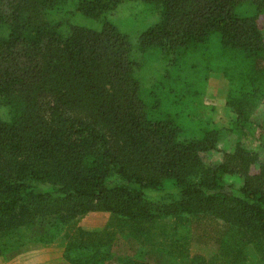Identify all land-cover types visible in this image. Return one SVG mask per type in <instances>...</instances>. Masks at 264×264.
Wrapping results in <instances>:
<instances>
[{
	"label": "trees",
	"instance_id": "16d2710c",
	"mask_svg": "<svg viewBox=\"0 0 264 264\" xmlns=\"http://www.w3.org/2000/svg\"><path fill=\"white\" fill-rule=\"evenodd\" d=\"M127 1L158 15L134 45L109 20ZM262 15L264 0H0V258L62 240L68 264H264V157L242 143L264 104ZM211 67L228 125L205 112ZM94 213L107 222L79 225ZM206 222L215 250L192 254Z\"/></svg>",
	"mask_w": 264,
	"mask_h": 264
},
{
	"label": "rangeland",
	"instance_id": "374dc122",
	"mask_svg": "<svg viewBox=\"0 0 264 264\" xmlns=\"http://www.w3.org/2000/svg\"><path fill=\"white\" fill-rule=\"evenodd\" d=\"M158 19L155 10L150 6L140 1H127L120 4L114 11L109 20L117 27V29L127 35L130 42L134 45L139 34L147 27L153 25ZM82 22L90 25L91 21L83 19ZM258 26L264 34V15L258 20ZM214 53L213 51H211ZM214 65V64H210ZM206 65L200 59L199 71L202 74L206 72ZM212 68V67H211ZM210 68V69H211ZM228 89V84L221 73L212 68L208 72V80L204 90V103L212 108V112L207 109L205 112L210 114L215 121L228 125L233 115L225 106V98ZM252 120L255 127L247 130V133L242 137V143L246 147L258 151L261 157H264V104L260 105L253 114ZM236 142L235 135H228L220 140L215 150L206 152L202 155L203 160L208 164H214L221 161L225 152H231L234 149ZM108 215L103 213H94L84 216L79 225L85 228L102 226L108 220ZM216 227L206 223H201L194 233V238L191 242L190 251L192 254H203L209 256L215 250V244L211 237L214 236ZM62 240H57L51 245L42 246H26L20 253L15 255L10 260L0 258V264H27L28 260L34 255H37L40 264H60V252L63 251ZM61 260V261H62ZM65 261V260H64ZM147 261L149 264H169L168 261L162 260L157 255H148ZM66 262V261H65ZM67 263V262H66ZM68 264V263H67Z\"/></svg>",
	"mask_w": 264,
	"mask_h": 264
},
{
	"label": "crops",
	"instance_id": "0c3cea01",
	"mask_svg": "<svg viewBox=\"0 0 264 264\" xmlns=\"http://www.w3.org/2000/svg\"><path fill=\"white\" fill-rule=\"evenodd\" d=\"M60 257L62 258V251L60 252ZM60 259V264H67L64 260ZM27 264H40L38 262V258H37V255H34L32 258H30L28 261Z\"/></svg>",
	"mask_w": 264,
	"mask_h": 264
}]
</instances>
